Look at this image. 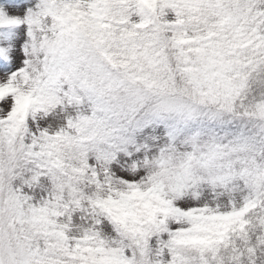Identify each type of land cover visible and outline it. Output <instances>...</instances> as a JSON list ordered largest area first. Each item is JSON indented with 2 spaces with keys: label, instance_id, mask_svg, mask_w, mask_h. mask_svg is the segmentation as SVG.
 Returning <instances> with one entry per match:
<instances>
[{
  "label": "snow or ice",
  "instance_id": "6c2138e0",
  "mask_svg": "<svg viewBox=\"0 0 264 264\" xmlns=\"http://www.w3.org/2000/svg\"><path fill=\"white\" fill-rule=\"evenodd\" d=\"M0 264H264V0H0Z\"/></svg>",
  "mask_w": 264,
  "mask_h": 264
}]
</instances>
